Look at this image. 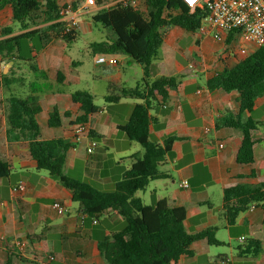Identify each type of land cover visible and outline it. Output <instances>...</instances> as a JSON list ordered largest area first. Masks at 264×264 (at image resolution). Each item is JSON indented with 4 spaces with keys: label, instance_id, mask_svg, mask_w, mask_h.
<instances>
[{
    "label": "crops",
    "instance_id": "0c3cea01",
    "mask_svg": "<svg viewBox=\"0 0 264 264\" xmlns=\"http://www.w3.org/2000/svg\"><path fill=\"white\" fill-rule=\"evenodd\" d=\"M58 2L69 7L67 10L70 11L63 18L65 22L74 25L77 31L85 23L92 29V15L83 10L84 0ZM73 4H77L76 10H71ZM84 15L90 17L86 22L79 20ZM10 25L16 30L15 34L22 32L12 24L6 7L0 12V26ZM44 26L42 24L38 28ZM230 33L234 35L227 43L229 33L222 41H215L209 36L201 37L180 27H171L153 61L158 73L151 78L177 77L179 87L169 91L166 103H153L150 140L163 144L168 138L178 139L161 168L170 177L151 182L143 192L144 196L152 202L150 205L167 199L172 207L185 206L188 233L196 234L219 226L217 238L224 243L211 246L206 240L196 242L192 246L193 257L182 256L175 264H222L226 258L231 260L230 264H264L262 206H253L241 214L236 225L231 227H226L221 217L225 189L238 184L256 186L264 182V125L254 134L259 141L255 146V163L238 164L242 134L232 128H217V122L226 114L240 115L239 95L222 90L210 92L206 86L207 81L224 68L234 67L238 63L236 56L242 50L248 54L257 50L238 33ZM186 40L188 44L182 45ZM68 48L62 40H54L38 54L37 65L47 75V81L30 72L26 62H19L13 69L15 77L24 76L23 87L8 84L5 87L0 76V160L12 167L9 177L0 178V264H108L99 250V241L126 227L125 220L112 210L103 214L96 223L87 217L83 219L79 205L72 202V192L47 172L37 169L29 142L8 139V99L13 93L29 94L32 83H36L37 88L52 85L50 90L40 94L43 110L37 120L42 139L64 138L67 142H74L73 122L81 113L80 105L72 100L75 90L71 86L82 77L76 69L79 63L67 54ZM110 56L116 59V65H98L95 62L97 67L102 66L98 77L102 83L100 88L106 85L104 98L122 90L145 88L143 68L127 77L125 66L133 67L135 63L124 54ZM14 65V62L1 63L2 73L8 74ZM59 73L65 76L62 83H58ZM98 89L91 87L89 92L96 97ZM142 102L124 98L114 103L115 106H107L117 108L119 117L104 111L91 116L87 125L95 137L101 138L90 136L72 148L67 155L65 173L97 190L113 192L124 172L134 164V156L143 153L137 149L134 153L133 143L119 129L128 123L135 105ZM54 108H58L60 113L72 114V117L64 119L62 127H49V114ZM240 116L243 121L249 117L248 114ZM250 116L264 122V96L256 101ZM206 130L209 131L207 134ZM221 144L223 148H220ZM91 146H96L93 153L88 152ZM109 156H113L112 162ZM184 182H188V188L182 186ZM21 183L27 186L25 192L18 189ZM56 202L61 203L68 213L59 215L53 209ZM241 237L246 238L245 243L235 241ZM248 240L260 241L261 251L255 252ZM19 242L25 244L24 249L18 247ZM48 256H53L54 260L48 261Z\"/></svg>",
    "mask_w": 264,
    "mask_h": 264
},
{
    "label": "trees",
    "instance_id": "16d2710c",
    "mask_svg": "<svg viewBox=\"0 0 264 264\" xmlns=\"http://www.w3.org/2000/svg\"><path fill=\"white\" fill-rule=\"evenodd\" d=\"M147 13L131 7L114 5L95 12L91 19L94 26L113 33L105 41L90 44L89 49L96 56L124 54L140 65L145 73V88L122 90L119 94L105 97L108 103H118L124 98L143 101L135 105L127 124L120 126L130 142L143 148L141 155L134 156V164L124 172L113 192H103L91 185L74 179L65 173L68 152L75 147L64 138L42 139L37 116L42 113L40 94L44 92L38 84L32 83L29 94L13 93L8 99L6 119L9 126L8 139L29 142L31 157L37 169L47 172L73 194L72 202L79 205L81 213L91 220L99 221L103 214L112 210L126 222V227L99 241V250L108 264H175L180 257H193L192 246L206 240L211 246H222L218 240L219 226L190 234L186 230L187 209L185 206H170L167 199L155 205H146L138 197L151 182L168 179V172L161 168L166 164L178 137H171L163 144L150 140L153 120L150 116L154 102L166 103L170 90H177V77L156 76L153 61L157 58L171 27H180L190 33H197L204 14L192 12L180 0H145ZM6 7L13 25L3 28L0 35L1 63L14 62L8 74H1L4 86H24V76L15 77L14 67L26 62L29 71L48 80L37 65L38 54L54 40H62L68 47L77 41L78 31L63 20V11L58 0H0V12ZM71 10L78 8L73 4ZM43 28H38L40 25ZM234 34L229 33L227 43ZM238 63L224 68L207 81L210 92L222 90L227 94L237 93L240 115L248 114L246 120L233 113L218 120L217 128H232L241 132L242 145L237 155L240 165L255 163V146L258 139L254 134L264 122L254 120L252 114L256 101L264 96V46L248 54L241 52ZM65 79L58 74V83ZM152 79V80H150ZM159 98V99H158ZM72 100L80 105V115L73 124H88L89 118L100 108L95 97L85 90L72 93ZM72 117L70 112L60 113L58 108L49 114L50 128L62 127L64 119ZM90 135L95 137L91 130ZM12 167L0 160V178H7ZM261 205L264 210V182L256 186L238 184L224 190L221 217L226 227L236 225L238 217L251 207ZM255 252L262 249L260 241L248 240ZM246 246V245H245Z\"/></svg>",
    "mask_w": 264,
    "mask_h": 264
},
{
    "label": "built area",
    "instance_id": "2783aa9c",
    "mask_svg": "<svg viewBox=\"0 0 264 264\" xmlns=\"http://www.w3.org/2000/svg\"><path fill=\"white\" fill-rule=\"evenodd\" d=\"M192 12L198 10L204 14L201 21V26L197 32L201 37L209 36L215 41H222L226 34L236 32L241 37L255 45L257 49L264 46V0H180ZM145 5V0H84L83 10L86 12H97L103 8H109L114 5H122L144 11L142 6ZM70 10L63 11L64 15ZM74 26V25H72ZM3 28L0 26V35ZM1 38V37H0ZM242 52H245L242 50ZM96 63L98 65L114 66L117 64L115 58L110 55H100ZM1 67V60H0ZM1 70V68H0ZM91 129L87 124H75L73 130V144L80 145L82 141L89 138ZM209 131L206 130L207 134ZM224 145L221 144L220 148ZM96 146H91L88 149L89 153L95 151ZM188 188V182L182 185ZM21 192H25L27 186L21 183L18 186ZM252 208V207H251ZM53 209L59 214L64 215L68 210L62 206L61 203L56 202L53 204ZM83 219L85 216L83 215ZM94 223L98 222L93 220ZM237 243H245L246 238H236ZM18 247L25 248V244L18 243ZM48 261L54 260L53 256H48ZM230 259L222 260V264H230Z\"/></svg>",
    "mask_w": 264,
    "mask_h": 264
},
{
    "label": "rangeland",
    "instance_id": "374dc122",
    "mask_svg": "<svg viewBox=\"0 0 264 264\" xmlns=\"http://www.w3.org/2000/svg\"><path fill=\"white\" fill-rule=\"evenodd\" d=\"M143 8V12L147 13V7L146 5L143 4L142 6ZM95 12H89L88 15H93ZM90 17L84 15L83 17H81L79 20L86 22L88 21ZM88 24V23H87ZM85 23L84 26L80 27V29L78 30V37H77V41L75 42V44H73L70 48H68L67 54L69 57H71L74 61H77L79 63V66L76 67L77 71L79 72L80 76L82 77V80H79L78 82H74V84L71 86V89L77 91V90H85V91H89V88L91 87H99L96 97H95V104L100 108V111H104L106 113H115L118 115V117L120 116V114L118 113V109L117 108H109L107 106H115L114 103H108L106 102L105 98H104V92H105V87H101L102 83H100L99 81V72H101V67H97L95 65V62L97 60V58L100 56H96L94 53L91 52V50L89 49L90 44L95 43V42H101V41H105L107 40V38H110L113 36V33H111L110 31H106L104 29H102V27L100 26H94L92 21L90 24H92V29L90 30L88 25ZM188 44V40H186V42L184 41L182 43V45H186ZM125 56V55H124ZM141 66L138 64H134L133 67L126 65L125 66V70H126V75L127 77H130L132 75H135L136 70H141ZM2 74V69L0 70V76ZM203 80V79H201ZM58 84H55V86H57ZM50 87H52V85H46V86H42V88L44 89V91H48L50 90ZM108 87V85H107ZM46 89V90H45ZM136 89V88H135ZM141 89V88H138ZM107 93V92H106ZM111 95V94H107ZM107 107V109H106ZM123 113V112H122ZM44 128V132L46 133L47 130L46 128L43 126ZM134 147L132 148V151L135 153L136 149L143 151V148L140 144L138 143H133ZM112 157L113 156H109V160L112 162ZM127 162V160H126ZM123 165V163H122ZM125 165V164H124ZM138 197L143 198L144 199V203L146 205H150L152 202L149 200V198H145L144 193L143 192H139ZM225 237L227 238L226 233Z\"/></svg>",
    "mask_w": 264,
    "mask_h": 264
}]
</instances>
